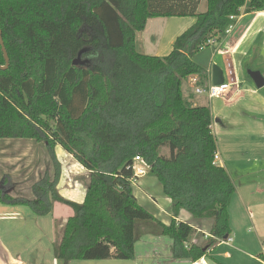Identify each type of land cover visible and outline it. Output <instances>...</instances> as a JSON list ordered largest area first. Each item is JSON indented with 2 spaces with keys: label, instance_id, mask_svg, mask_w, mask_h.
Instances as JSON below:
<instances>
[{
  "label": "trees",
  "instance_id": "obj_1",
  "mask_svg": "<svg viewBox=\"0 0 264 264\" xmlns=\"http://www.w3.org/2000/svg\"><path fill=\"white\" fill-rule=\"evenodd\" d=\"M0 0V139L43 143L53 168L31 190L34 199L12 197L4 178L0 202L26 206L37 217L60 203L73 211L54 256L70 261L134 259L135 224L155 219L133 196L130 179L138 156L171 200L172 219L159 222L172 240V257L197 261L230 235L228 207L235 185L215 163L216 139L207 107L185 101L183 82L206 71L193 58L219 42L231 16L264 10V0ZM193 17L165 57L139 53L135 35L148 19ZM84 63L72 65L78 53ZM5 67V68H4ZM243 64L245 77L248 70ZM250 80V79H249ZM61 147L86 171L82 204L63 199L56 189ZM165 151V152H164ZM184 210L210 219L206 248L189 245L194 229L178 222Z\"/></svg>",
  "mask_w": 264,
  "mask_h": 264
},
{
  "label": "crops",
  "instance_id": "obj_2",
  "mask_svg": "<svg viewBox=\"0 0 264 264\" xmlns=\"http://www.w3.org/2000/svg\"><path fill=\"white\" fill-rule=\"evenodd\" d=\"M195 22L196 19L193 17L148 19L145 29L135 35L136 50L148 56L165 57L172 51L176 38L193 26ZM263 31L264 10L246 13L242 8L231 32L224 35L214 45L215 55L212 58L220 64L215 61V65L206 69L203 68L207 73L204 84L213 83L212 72L214 66L221 70L223 82L230 81L234 76L231 80L233 86L229 93L235 91V86L244 79L243 64L245 62L251 61L254 70H260L264 66V36L254 54L249 52L255 38ZM230 72L231 76L229 75ZM185 82L188 84L186 96L182 85L185 101L193 106H199L193 103L195 96H191L193 93L191 81L185 80ZM198 85L201 86L202 83L198 81ZM217 122L226 131V123L219 120ZM255 123L251 126L254 128L253 131L257 132V135L247 138L250 153H246L245 156L232 157V155H237L238 147L242 145V139L236 137L230 139L233 135L227 132L229 134L225 142H228V149L221 146L218 142L219 139L216 140L217 159L215 163L226 170L235 185V193L228 207L231 243H234V236L239 240L238 238L243 234H252L253 240L249 239V241L258 246L254 251L256 254L258 253V258L254 259V262L264 264V121ZM211 131L213 133L212 123ZM0 141L1 186L4 178H8L10 184L5 186L8 195L29 200L34 199L32 186L42 178L45 172H48L51 177L53 176L52 164L45 145L29 139H0ZM54 155L60 165V177L56 186L58 194L71 203L82 204L89 181V172L59 146L55 147ZM229 159H235L236 161L230 165ZM233 164L236 165L235 169ZM156 181L154 177H149L146 173V175L139 178L137 183L131 184L132 193L137 203L155 219V222L143 221L135 224L136 232H147L148 236L161 235L157 222L168 226L172 219L171 200L164 195L161 185ZM71 216H73V211L70 207L54 203L51 214L34 219V224L39 229L37 230L38 236L28 245H22L19 249L7 241L9 237L6 238V235L0 229V264H64L55 259L54 252L53 254L50 253V247L52 239L56 238L57 232H61ZM9 220L16 221L17 219ZM176 220L187 223L194 229L187 246H205L206 248L212 225L210 219H195L188 212L181 210ZM4 221L7 220L0 217V224ZM18 235V232H16L11 237L15 240ZM162 237L163 235L157 237V239ZM148 243L153 245L156 240H149ZM231 243L229 244L230 248H234ZM242 244L244 245V243ZM221 245L225 244L217 241L199 261L201 260L204 264H215L214 262L221 264L220 261L223 258L229 259L230 254L228 252L222 255L217 251ZM240 252H243V250ZM250 256L255 257V255ZM170 258L171 260H168L169 264H193L196 262L188 259H174L171 256ZM134 261V259L132 261H70L67 264H136Z\"/></svg>",
  "mask_w": 264,
  "mask_h": 264
},
{
  "label": "rangeland",
  "instance_id": "obj_3",
  "mask_svg": "<svg viewBox=\"0 0 264 264\" xmlns=\"http://www.w3.org/2000/svg\"><path fill=\"white\" fill-rule=\"evenodd\" d=\"M205 10L206 0H201L197 12L203 13ZM263 36L264 31L255 38L254 44L249 53L254 54V52L258 49L259 42L262 40ZM213 55H215L214 46H209L197 53L193 58V61L200 67L206 69L216 64L215 61L217 60L212 58ZM80 60L84 61V58L81 57ZM252 62L254 63L253 60ZM218 64L220 63L218 62ZM247 64L253 66L251 61L247 62ZM258 71H261L260 73L264 77V66ZM187 80H189V78H187L186 81ZM201 83L204 84V80H202ZM183 88L184 94L186 96L188 84L185 81L183 83ZM234 89L235 91H231V94L227 91L223 96L213 98L211 100H208L206 96H195L193 103L199 106H205L210 110L213 125L212 134L216 140L219 139L218 142H220L223 148H227L228 145V142H225L229 134L227 132H230L233 135L230 137V139L235 137L242 139V145H240L241 147H238V156L232 155V157H239L245 156L246 153H250L247 138L252 135H257V132L253 131L254 128L251 125L256 124L255 122L264 121V87L261 89H256L253 82L244 77V79H242ZM218 120L222 123H226V131H224V128L221 127L220 123L217 122ZM235 159H229L230 165L236 161ZM233 167L235 169L236 165L233 164ZM260 175L262 176V174ZM148 176L152 177L150 175ZM0 217L7 220L0 224L1 231L4 232L6 238L7 236L9 237L7 241L17 249H19V247L22 245H28L29 242L33 241L34 238L38 236L37 230L39 229L34 224V219L39 217H36L34 214H32V211L28 207L8 206L3 205L0 202ZM15 218L17 219L16 221L9 220ZM141 222L143 221H138L137 223ZM14 232H18L20 235H18V238L15 240L11 237L15 234ZM136 236L137 239L134 244V262L136 264H169L168 260H171L170 256L172 257V240L169 237L163 236L162 238L157 239V237H161V235L148 236L147 232H136ZM59 237L60 232H57L56 238L52 239V244L50 247V253L52 254L54 252V244L59 240ZM233 239L234 243H231V245L234 248H230V245H221L217 249V251L222 255L225 252L230 254L229 259L223 258L222 261H220L221 264H257L254 262V259L258 258V253L256 254L254 251L258 248V246L255 243L253 244L252 241H249V239L253 240V235L248 233L243 234L240 238H238L243 242L237 240V237L235 236ZM149 240H156V243L150 245L148 243ZM242 243H244V245ZM168 245H170V247H168ZM240 249L243 250L244 253L240 252ZM250 255H255V257L252 258ZM56 260L60 261L58 259ZM214 263L217 264L216 262Z\"/></svg>",
  "mask_w": 264,
  "mask_h": 264
},
{
  "label": "built area",
  "instance_id": "obj_4",
  "mask_svg": "<svg viewBox=\"0 0 264 264\" xmlns=\"http://www.w3.org/2000/svg\"><path fill=\"white\" fill-rule=\"evenodd\" d=\"M239 16H231L230 20L235 23V21L238 19ZM234 23L228 26L224 35H228L231 32V30L234 27ZM207 43L210 46H214L217 42L215 41V39H210L207 41ZM229 75L230 76L232 75L231 72L229 73ZM233 78H234V76H233ZM189 80L191 81V83L193 85V93L191 96L192 97H194V96H206V98L208 100L223 96L227 91L229 92L231 90V87L233 86L231 80L223 82L220 85H214V84L210 83L207 85L202 84L201 86L198 85V77L197 76H192V77H190ZM216 159H217V155H215V160ZM132 172H133V175L130 179V184L137 183L139 178L143 177L147 173V168H146L145 163L138 156H136L133 159ZM220 242L222 244L229 245L232 242V239L230 237H227L226 239H224ZM193 264H204V263L201 260L200 261L198 260V262L196 261Z\"/></svg>",
  "mask_w": 264,
  "mask_h": 264
},
{
  "label": "water",
  "instance_id": "obj_5",
  "mask_svg": "<svg viewBox=\"0 0 264 264\" xmlns=\"http://www.w3.org/2000/svg\"><path fill=\"white\" fill-rule=\"evenodd\" d=\"M0 46H1V50L3 53L4 60H5V67H7L9 65V58H8L7 52H6L4 45H3V41H2V37H1V31H0ZM84 52H85V50L82 49L78 53L75 60H73L72 65H74V66L75 65H82L84 63V61L80 60V58L82 57V54ZM246 73H247L249 79L253 82L256 89H261L264 87V77L262 76V74L259 71L248 70ZM212 76H213V83L212 84L220 85L223 83L222 72L218 67H216V66L213 67ZM225 239H226V237H225Z\"/></svg>",
  "mask_w": 264,
  "mask_h": 264
}]
</instances>
